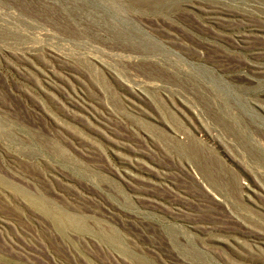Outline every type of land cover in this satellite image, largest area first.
<instances>
[{"label":"rangeland","instance_id":"obj_1","mask_svg":"<svg viewBox=\"0 0 264 264\" xmlns=\"http://www.w3.org/2000/svg\"><path fill=\"white\" fill-rule=\"evenodd\" d=\"M0 264H264V0H0Z\"/></svg>","mask_w":264,"mask_h":264}]
</instances>
